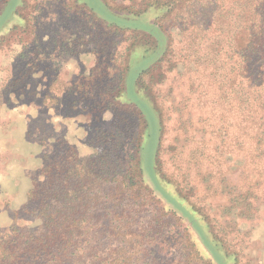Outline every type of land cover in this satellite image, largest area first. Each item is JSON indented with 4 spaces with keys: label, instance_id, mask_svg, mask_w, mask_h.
Here are the masks:
<instances>
[{
    "label": "rangeland",
    "instance_id": "rangeland-1",
    "mask_svg": "<svg viewBox=\"0 0 264 264\" xmlns=\"http://www.w3.org/2000/svg\"><path fill=\"white\" fill-rule=\"evenodd\" d=\"M107 2L120 7L112 13L122 27L104 24L103 0H0V231L37 225L27 214L34 205L27 193L49 161L89 157L117 142L109 149L119 159L140 152L139 201L155 216L154 200L160 224L168 226L153 245L158 264H184L188 244L201 259L193 264H264V175L257 180L251 158L238 148L231 154L223 142L226 125L211 87L227 67L218 62L215 77L212 61L196 54L198 45H212L204 21L212 5L154 25L156 10L134 18L129 0ZM197 21L202 33L188 38ZM160 39L170 53L148 73L160 58ZM160 109L167 127L163 180L153 171ZM214 127L222 136L218 160L209 159ZM192 151L205 159L188 158Z\"/></svg>",
    "mask_w": 264,
    "mask_h": 264
},
{
    "label": "trees",
    "instance_id": "trees-1",
    "mask_svg": "<svg viewBox=\"0 0 264 264\" xmlns=\"http://www.w3.org/2000/svg\"><path fill=\"white\" fill-rule=\"evenodd\" d=\"M103 2L105 9L103 7L98 12L103 16L104 24L122 27L125 21L112 13L120 7L110 5L107 0ZM133 2L129 0L130 5L126 8L134 18L144 16L151 9L160 13L154 17V25L158 22L163 24L164 20L168 23L173 16L178 18L182 13H189L197 5L204 8L212 5L207 7L209 11L204 17V21L209 23L207 30L211 34L212 45L204 49L198 45L196 54L201 52V60L212 61L215 77L219 76L221 69L218 62L227 67V72L219 76L222 77L220 82L211 87L215 105L219 106V121L226 125L223 142L232 148L231 154L238 148L251 158L248 159L249 166L259 180L264 175V0ZM187 22L184 20L183 31H186ZM201 22L194 23L188 38L202 33ZM160 28L165 31L164 26L160 25ZM228 28L230 30L226 33ZM155 32L156 29L151 35ZM157 41L160 42V58L148 73L170 53L168 41L165 48L162 39ZM158 107L160 105L157 104ZM164 120L160 109V137L155 144L153 171L162 180L165 177L161 163V137L167 130ZM214 130L217 142L209 159L214 154L213 158L218 160L223 150L222 136L221 129L214 127ZM113 143L109 148L118 147L117 142ZM109 148L101 147L97 154L85 158L66 156L56 162L49 161L41 168L38 178L32 181L26 202L34 204L27 214L38 223L33 228L13 223L7 232L0 231V264H158L153 245L168 226L160 224L161 211L154 200L149 199V204L155 216L145 208L146 200L139 201L143 190V170L139 169L140 161L135 155H140V152L136 150L135 155L122 160L114 156L116 151L111 152ZM173 153L175 158L182 156V148L173 149ZM205 156L206 153L193 151L187 155L194 160L205 159ZM111 157L115 159L108 163ZM219 163L221 165L222 161ZM111 166L116 170L114 174ZM184 171L187 173V169ZM181 178L190 184L193 182L189 181L188 174L182 173ZM103 185H108V189L102 191ZM180 196H185L191 202L189 204L194 205L188 194ZM188 248L187 260L180 262H201L193 245L188 244Z\"/></svg>",
    "mask_w": 264,
    "mask_h": 264
}]
</instances>
